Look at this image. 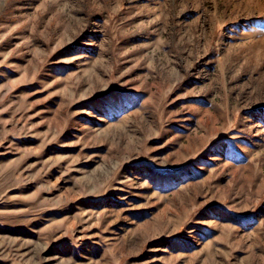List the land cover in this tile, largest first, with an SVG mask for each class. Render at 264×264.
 Here are the masks:
<instances>
[{
	"label": "rangeland",
	"instance_id": "obj_1",
	"mask_svg": "<svg viewBox=\"0 0 264 264\" xmlns=\"http://www.w3.org/2000/svg\"><path fill=\"white\" fill-rule=\"evenodd\" d=\"M0 264H264V0H0Z\"/></svg>",
	"mask_w": 264,
	"mask_h": 264
}]
</instances>
